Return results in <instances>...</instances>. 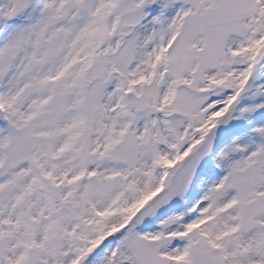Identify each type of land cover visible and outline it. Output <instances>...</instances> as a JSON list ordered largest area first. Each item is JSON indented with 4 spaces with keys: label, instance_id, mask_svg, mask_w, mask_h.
<instances>
[{
    "label": "snow or ice",
    "instance_id": "snow-or-ice-1",
    "mask_svg": "<svg viewBox=\"0 0 264 264\" xmlns=\"http://www.w3.org/2000/svg\"><path fill=\"white\" fill-rule=\"evenodd\" d=\"M0 264H264V0H0Z\"/></svg>",
    "mask_w": 264,
    "mask_h": 264
}]
</instances>
